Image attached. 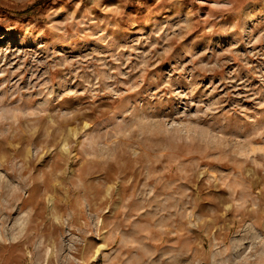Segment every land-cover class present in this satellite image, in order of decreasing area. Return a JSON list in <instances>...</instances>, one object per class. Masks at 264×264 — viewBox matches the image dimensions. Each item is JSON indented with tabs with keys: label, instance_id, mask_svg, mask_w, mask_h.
<instances>
[{
	"label": "rangeland",
	"instance_id": "rangeland-1",
	"mask_svg": "<svg viewBox=\"0 0 264 264\" xmlns=\"http://www.w3.org/2000/svg\"><path fill=\"white\" fill-rule=\"evenodd\" d=\"M0 264H264V0H0Z\"/></svg>",
	"mask_w": 264,
	"mask_h": 264
}]
</instances>
